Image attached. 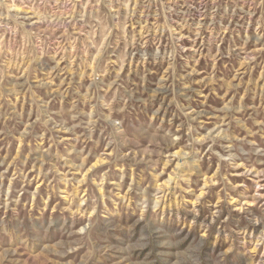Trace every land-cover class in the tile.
Segmentation results:
<instances>
[{"label":"rangeland","instance_id":"obj_1","mask_svg":"<svg viewBox=\"0 0 264 264\" xmlns=\"http://www.w3.org/2000/svg\"><path fill=\"white\" fill-rule=\"evenodd\" d=\"M0 264H264V0H0Z\"/></svg>","mask_w":264,"mask_h":264}]
</instances>
